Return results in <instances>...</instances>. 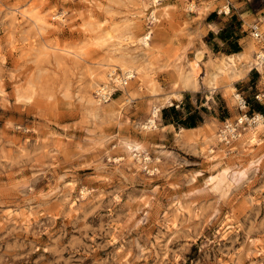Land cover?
I'll return each instance as SVG.
<instances>
[{
    "label": "rangeland",
    "instance_id": "1",
    "mask_svg": "<svg viewBox=\"0 0 264 264\" xmlns=\"http://www.w3.org/2000/svg\"><path fill=\"white\" fill-rule=\"evenodd\" d=\"M151 1L0 0V264H264V0Z\"/></svg>",
    "mask_w": 264,
    "mask_h": 264
},
{
    "label": "bare ground",
    "instance_id": "2",
    "mask_svg": "<svg viewBox=\"0 0 264 264\" xmlns=\"http://www.w3.org/2000/svg\"><path fill=\"white\" fill-rule=\"evenodd\" d=\"M85 1L87 3H90L92 0H85ZM159 1L160 0H152L151 3H150V5L153 6V11L151 13H153L154 21H158L162 16H164L165 14H167L166 12H157ZM147 7H148V5H143L142 6V8L144 10L147 9ZM153 17H152V19H153ZM258 27H259V25H258ZM150 34H151V31L150 30L149 31H144V32H142L140 34V36H139L138 39L141 40L143 43H145L147 46H149L150 45L149 39H150V36H151ZM262 38L264 39V34H263ZM252 53H254L255 55L253 56ZM242 57H244V59H247V62H246L247 64L244 63L246 65V67H245L244 64H242V65H244L245 68H243L242 66H238L237 65L238 64V61H240V59ZM198 58H199V56H198ZM263 62H264V50L259 49L256 46L255 41L249 42V43H247L244 46L243 49H241V51L236 52V53H231V54H225L224 55V57L220 61L219 66L217 67V71L218 72H215L213 74L212 80H215V78H217L216 76H218L219 74H227L228 76H231V77H235V76L241 75L243 72L246 71L247 68H249V66L256 65V66H259L260 67V66H262ZM240 67H242L243 69H240ZM119 69L122 70V74H123L122 76H124L125 81L128 78H131L132 76H134V73H133L134 72V69L132 67L128 66L126 63H123V64L119 65ZM116 81H119L118 77H116ZM104 88H105V86L99 88L98 91L100 92V95L102 96V98L105 99L104 101L107 102L108 100H110V96L108 97V94L109 93H107V90L105 92L104 91ZM230 89H231V93L233 94V96L236 97L237 100H239L240 99V96L234 90L235 88L233 86H230ZM172 95H176V94H172ZM236 98H235V100H236ZM100 100H103V99H100ZM167 102L170 103V99L169 98H167ZM238 102L240 104V107H243L242 101L239 100ZM159 108H160V105H158V104L155 105V106H151V108H150V117L148 119V123L150 124V126L149 125H146V128L152 127V126H156L155 119L159 116ZM244 118H246V116L245 115H242V116H239L237 118V122L236 121L234 123H227L226 122L224 124V127L222 129H220V131H221L220 134H218L217 136H221L220 138H223V137L226 136L227 133H229L230 135L237 137L238 135H240V133L239 132L234 133V131L237 129L236 126H238L239 124H241ZM251 123H253V126L250 127V131L248 133V136H246L248 139L246 138L247 140L246 139L243 140L242 141V145H244V143L248 145V144H251V143H254V142L258 141L259 139H258V136L256 135V133H257V131L264 129V118L259 113L256 114V117L255 118H253L251 120H248V125L242 127V129H245ZM201 128H202V125H198V126L189 127V128L182 127L181 130H184V129L200 130ZM245 135H246V133H245ZM131 147H132V149L133 148L136 149L139 146L135 143V144H132ZM208 151L211 152L212 151V148L208 147ZM134 155L136 156L137 153L134 154ZM130 156H132V153H130ZM208 157L211 160H214L216 158V155H211L210 154ZM251 161L252 160H250V162ZM221 175H224V173L223 174L220 173L219 176L221 177ZM212 178H214V177L211 176V178H209V179L212 180Z\"/></svg>",
    "mask_w": 264,
    "mask_h": 264
},
{
    "label": "built area",
    "instance_id": "3",
    "mask_svg": "<svg viewBox=\"0 0 264 264\" xmlns=\"http://www.w3.org/2000/svg\"><path fill=\"white\" fill-rule=\"evenodd\" d=\"M258 25H259V23H258L257 21H255V22H253V23L251 24V26H250L251 34H252V36H254L255 38H259L260 35H261V33L259 32V27H258ZM260 94H261V96L264 95V93H259V94L257 95L258 98H261ZM236 130H237V129H236ZM236 130H235V131H236ZM235 131H234V133H236Z\"/></svg>",
    "mask_w": 264,
    "mask_h": 264
},
{
    "label": "trees",
    "instance_id": "4",
    "mask_svg": "<svg viewBox=\"0 0 264 264\" xmlns=\"http://www.w3.org/2000/svg\"><path fill=\"white\" fill-rule=\"evenodd\" d=\"M185 122V126L186 127H194V126H198L199 124H197V122L195 120H191L190 122L187 123V121Z\"/></svg>",
    "mask_w": 264,
    "mask_h": 264
},
{
    "label": "crops",
    "instance_id": "5",
    "mask_svg": "<svg viewBox=\"0 0 264 264\" xmlns=\"http://www.w3.org/2000/svg\"><path fill=\"white\" fill-rule=\"evenodd\" d=\"M239 51H240V50H239ZM239 51H238V52H239ZM236 52H237V51H236ZM242 58H243V57H242ZM242 58H241V59H242ZM248 73H249V72H247V73L245 74V76L248 75Z\"/></svg>",
    "mask_w": 264,
    "mask_h": 264
}]
</instances>
